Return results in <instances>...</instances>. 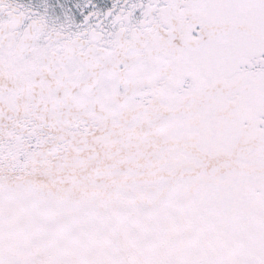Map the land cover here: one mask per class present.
Wrapping results in <instances>:
<instances>
[{"label": "snow or ice", "instance_id": "obj_1", "mask_svg": "<svg viewBox=\"0 0 264 264\" xmlns=\"http://www.w3.org/2000/svg\"><path fill=\"white\" fill-rule=\"evenodd\" d=\"M0 264H264V0H0Z\"/></svg>", "mask_w": 264, "mask_h": 264}, {"label": "flooded vegetation", "instance_id": "obj_2", "mask_svg": "<svg viewBox=\"0 0 264 264\" xmlns=\"http://www.w3.org/2000/svg\"><path fill=\"white\" fill-rule=\"evenodd\" d=\"M100 2H103V0H100ZM108 2L110 3V2H111V0H108Z\"/></svg>", "mask_w": 264, "mask_h": 264}]
</instances>
